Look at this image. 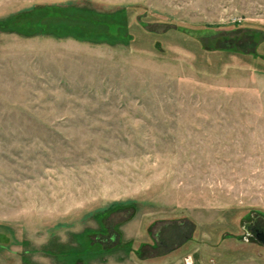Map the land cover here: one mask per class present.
Listing matches in <instances>:
<instances>
[{"label":"rangeland","instance_id":"rangeland-1","mask_svg":"<svg viewBox=\"0 0 264 264\" xmlns=\"http://www.w3.org/2000/svg\"><path fill=\"white\" fill-rule=\"evenodd\" d=\"M264 0H0V264H264Z\"/></svg>","mask_w":264,"mask_h":264},{"label":"flooded vegetation","instance_id":"flooded-vegetation-1","mask_svg":"<svg viewBox=\"0 0 264 264\" xmlns=\"http://www.w3.org/2000/svg\"><path fill=\"white\" fill-rule=\"evenodd\" d=\"M253 236L258 241L264 243V230H260V229L255 228L253 230Z\"/></svg>","mask_w":264,"mask_h":264}]
</instances>
